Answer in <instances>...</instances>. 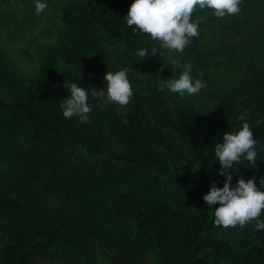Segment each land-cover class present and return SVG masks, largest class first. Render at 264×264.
<instances>
[{
	"label": "trees",
	"instance_id": "trees-1",
	"mask_svg": "<svg viewBox=\"0 0 264 264\" xmlns=\"http://www.w3.org/2000/svg\"><path fill=\"white\" fill-rule=\"evenodd\" d=\"M94 1L47 0L37 14L34 0H0V38L32 34L36 66L21 70L0 41V264H264V229L216 226L202 199L222 186L214 143L241 114L258 160L237 164L232 183L264 177V0L226 17L194 11L199 35L183 52L133 32L131 0L89 11ZM141 47L160 55L138 57ZM174 59L193 65L199 93L159 88L179 74ZM124 67L126 105L89 96L86 123L62 115L68 80L101 88Z\"/></svg>",
	"mask_w": 264,
	"mask_h": 264
},
{
	"label": "clouds",
	"instance_id": "clouds-1",
	"mask_svg": "<svg viewBox=\"0 0 264 264\" xmlns=\"http://www.w3.org/2000/svg\"><path fill=\"white\" fill-rule=\"evenodd\" d=\"M240 4L241 0H131L124 18L133 32L149 35L159 48L183 52L192 43V38L199 35L200 20L193 18L194 11L208 9L216 17H226L238 14L241 11ZM47 7V0H34L37 14ZM150 54L160 55L156 47L136 50V55L141 58H147ZM170 63L174 66L173 73L180 69L179 74L161 79L159 88L181 97L199 93L204 84L192 75L193 65L181 64L178 59ZM103 80V87L91 89L68 80L66 88L69 94L59 100L62 115L65 118L77 117L86 123L92 111L89 96L98 98L102 104L126 105L130 101L133 89L127 67L105 71ZM239 120L241 125L237 129L224 131L222 140L214 143V160L220 165L219 171L224 180L222 186L212 181L202 199L213 210V223L216 226L242 228L255 220V229L259 231L264 229V219L261 218L264 211V177L259 179V185L255 177L246 179L243 175H238L235 183H232V173L236 172L234 169L237 164L247 161L256 167L258 160L257 145L260 140L253 137L246 113L241 114ZM257 123L260 121L257 120Z\"/></svg>",
	"mask_w": 264,
	"mask_h": 264
},
{
	"label": "rangeland",
	"instance_id": "rangeland-1",
	"mask_svg": "<svg viewBox=\"0 0 264 264\" xmlns=\"http://www.w3.org/2000/svg\"><path fill=\"white\" fill-rule=\"evenodd\" d=\"M47 23V20H43L41 25H44ZM43 28L40 27L37 30H34L33 34L42 36ZM31 35L28 34L21 40L18 39H7L5 37H1V45L4 46L5 49L9 51L15 50V59H17L20 69L28 74H34L36 72V66L34 61V56L26 50H28L32 44H31ZM206 113H210V108L207 107Z\"/></svg>",
	"mask_w": 264,
	"mask_h": 264
},
{
	"label": "water",
	"instance_id": "water-1",
	"mask_svg": "<svg viewBox=\"0 0 264 264\" xmlns=\"http://www.w3.org/2000/svg\"><path fill=\"white\" fill-rule=\"evenodd\" d=\"M97 2H98V0H95V1H94V3H93V5H92V7H90V8H89V11H91V10H92V8H93V7L96 5V3H97Z\"/></svg>",
	"mask_w": 264,
	"mask_h": 264
}]
</instances>
